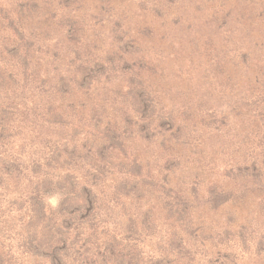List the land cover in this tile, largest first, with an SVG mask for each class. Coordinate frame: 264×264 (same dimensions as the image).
<instances>
[{
  "label": "rangeland",
  "instance_id": "374dc122",
  "mask_svg": "<svg viewBox=\"0 0 264 264\" xmlns=\"http://www.w3.org/2000/svg\"><path fill=\"white\" fill-rule=\"evenodd\" d=\"M1 74L25 90L0 89V177L17 162V190L0 180V264H49L59 193L90 215L63 226L85 264H115L125 217L137 264H264V0H0ZM70 155L88 203L44 165ZM70 249L53 264H76Z\"/></svg>",
  "mask_w": 264,
  "mask_h": 264
},
{
  "label": "trees",
  "instance_id": "16d2710c",
  "mask_svg": "<svg viewBox=\"0 0 264 264\" xmlns=\"http://www.w3.org/2000/svg\"><path fill=\"white\" fill-rule=\"evenodd\" d=\"M15 52V51H13ZM24 61L21 60L20 64L16 67L17 69H19V71L22 72V69L25 68V65L22 64ZM24 66V67H23ZM15 68V67H14ZM13 68V69H14ZM15 68V69H16ZM21 69V70H20ZM22 75V74H21ZM5 78H7L5 80ZM27 79V78H26ZM12 87L14 92L17 93L19 90H20V93L21 94L25 89V81L22 80L21 78V81L18 80V79H13V76H8L6 74V76L4 74H1L0 76V89L3 90L4 93H7V96L8 98H10V95L11 94H14V93H11L9 88ZM5 89V90H4ZM9 90V92H8ZM0 116H2V114H0ZM91 122V121H90ZM92 122L94 123V125L98 128L99 127V122H96L92 119ZM91 122V123H92ZM66 126L64 125V123L62 124V128H65ZM1 130V128H0ZM4 130V127H2V131ZM2 131H0V142L2 141ZM103 132H106V136L107 137H112L113 134H114V131L110 128L106 131V129H103ZM161 147V146H160ZM156 151V150H155ZM157 152V151H156ZM154 153V152H153ZM61 159L62 162H58V160ZM74 160V157L73 156H68V157H64V158H60V157H57L54 156V157H51V158H48L44 165L47 164L49 168V170H52V169H55V170H60L62 171V180H66L68 181L70 187L68 190H65L66 192L68 191L69 194H72V193H75V195H79V196H82V198L88 203V195L86 194H82V191H80V193H77L76 191V186L73 184V181L70 180V177L68 175V172L70 169V165L71 167L73 166L74 163H71L72 161ZM13 163H17L16 161L14 162H11L9 164H5L4 166L6 167H3L2 168V171L5 173V177H0V180H4L7 184V187L10 188L11 190H17V186L16 185H9V181H11L10 179L13 178L14 176V169L13 167H16L15 165H13ZM60 164V165H59ZM58 165V166H57ZM142 167H143V164H141ZM13 168V169H12ZM140 170V168H139ZM139 176H140V173H139ZM9 177V178H8ZM57 178H60L58 176H56ZM113 178V177H112ZM114 181H112L113 183ZM117 185L113 188V190H117V191H114V192H118L120 194H122V192L120 191H123V196L126 198V196L129 194L128 191L131 190V181H129V179H125L124 182L122 181H115L114 184ZM44 185L42 190H43V194H47L49 196L52 195V192H53V185L52 183H44V179L40 181V186L41 185ZM121 184H124V186H121ZM137 187V189H136ZM85 188V187H84ZM146 188H149L148 184H147V181L144 180V181H139V182H135V186H134V190L136 189V192H138L137 196L138 199L137 201L139 203H141L142 199H143V203L146 204L147 202H145V199L147 197H150L154 195V191L152 192V194H150V192H145L144 190H146ZM122 189V190H121ZM166 191H169L168 194L170 193L171 189L168 187L165 189ZM167 194V195H168ZM221 194L218 193V195H215L216 196V199L218 196H220ZM69 197L68 194L65 196L64 193H59L57 198H58V204L55 206V209L53 210V212H51L52 215H54L55 217L59 218V219H62L60 220V222H58V226H57V229L56 231H51V234L55 235L56 236V240H55V251H53L51 254H48V255H45V257L49 260V264H53L54 262V259H59L60 260V263H62V261L66 260L67 261H70V258H69V249L73 248L72 251H73V255H75V258H74V262L76 264H79V263H83L85 264V262H87V257H81V249L80 248H75V245L73 244V240L70 242V237L69 235L66 237L64 234H63V226L65 224V221L67 219H73V217H76L77 219V222H84V221H88L90 219V215H86V216H82L80 214V212L83 211V207H82V201H76V198L75 199H72L70 200L68 203L64 202V200ZM86 197V198H85ZM166 197L164 195H161L160 196V199H159V202L157 204L158 208H162L163 204H165V202L167 201L171 203V193H170V196H169V199L167 200V198L165 199ZM91 199H92V196H91ZM16 201V200H15ZM18 201V199H17ZM16 201V202H17ZM93 201H90V203H92ZM219 202V201H218ZM119 204H122V200H119L118 202ZM180 201H174L173 204L177 205V206H180L181 204H179ZM223 202L219 203L220 205L222 204ZM13 204H16V203H12L11 206H13ZM182 210H178L177 207H175L173 210H172V206H171V217L174 216V219L177 221V222H180V220H182L184 218V213L186 212V204L183 203L182 205ZM138 207V206H137ZM148 206H145L144 208H147ZM82 210V211H81ZM34 211V209H33ZM52 211V210H51ZM35 213V211H34ZM55 213V214H54ZM140 216L142 220H145L147 219V216H148V211H144V212H140ZM39 215L40 217H43V210L41 209H38L37 210V213H35V215ZM159 214L160 211H159ZM81 215V216H80ZM165 218L168 220L170 217H169V214L168 213H165ZM68 220V221H69ZM41 221V220H40ZM149 220H146L144 221L145 223H148ZM122 224L126 225L125 226V229L124 227L122 226ZM28 225V223H27ZM26 225V226H27ZM79 225V224H78ZM77 225V226H78ZM34 226H37V228H39V232H42V228H40L41 225L37 224V225H34ZM32 223H30V228L31 227H34ZM117 226H120V228L118 230H114L112 232V236L110 237V241L108 243V245L106 247H109L108 248V253H109V256H108V259L110 260H113L115 264H137L136 261H132V258H131V252L129 253L126 249H128L127 246L131 245V220L128 221L126 219V217L124 219H121V221L119 222V224L116 225ZM49 227H51L49 225ZM28 228V226H27ZM35 228V227H34ZM75 230H80V228H76ZM125 241V242H124ZM127 244V245H125ZM121 247V248H120ZM127 247V248H125ZM131 248V247H129ZM70 249V250H71ZM98 261V258L95 259V261ZM101 260V263L100 264H104V262H108L109 260H107V258H102L100 259ZM73 262V261H72ZM93 262V261H92ZM4 264V263H2ZM89 264H92V263H89Z\"/></svg>",
  "mask_w": 264,
  "mask_h": 264
}]
</instances>
